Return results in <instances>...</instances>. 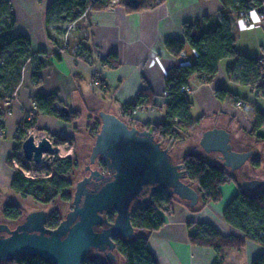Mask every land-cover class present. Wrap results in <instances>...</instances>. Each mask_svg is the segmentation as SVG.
I'll use <instances>...</instances> for the list:
<instances>
[{"label":"crops","instance_id":"obj_1","mask_svg":"<svg viewBox=\"0 0 264 264\" xmlns=\"http://www.w3.org/2000/svg\"><path fill=\"white\" fill-rule=\"evenodd\" d=\"M52 2L10 0L15 20L13 33L26 35L32 52L16 93L6 100L5 131L0 135V222L12 226L22 221V217L18 221L9 220L4 217L2 208L10 201L21 205V199L25 197L11 188L16 166L15 161L10 162L9 159L18 144V124L35 113L34 97L57 93V107H67L68 111L78 110L81 114L80 119L74 123L78 127L77 132L74 131L73 123L52 115H38L37 128L53 137L74 136V143L69 140L58 143L61 156H67L62 151L70 145L75 151L79 133L93 139L90 135L93 124H90L99 117V109L123 117L122 105L132 102L137 91L148 85L155 93L156 107L138 108L132 118L139 123H159L165 119L166 103L163 106L160 103L165 98L167 71L192 62L196 56V51L186 42L183 24L196 22L208 14L219 13L223 8L220 0H164L156 6L141 10H131L125 3L111 4L103 10H90L89 23L82 20L76 22L70 34L69 50L63 51L58 61L55 58L56 48L47 37L44 23L45 11ZM249 17L250 25H246L240 17L233 20L237 33L234 48L236 52L264 60V0L260 8L249 11ZM172 38L186 42L181 56H175L167 50L165 42ZM112 52L118 57L119 65L116 68H110L104 62ZM234 62L232 57L222 59L218 64V74L210 83H202L197 76L191 78L189 98L192 101V116L206 117L186 139L167 145L177 162H181L183 154L195 153L211 163L223 165L219 152L204 150V156L197 151L198 148L202 149L200 140L203 131L214 126L229 131L234 150L247 151L254 147L250 159H261L260 152L256 151L255 143L258 141L254 136L248 138L247 135H250L254 108L264 111V97L257 96L250 86L235 82L227 75V68ZM39 63L43 65L40 70L42 82L36 85L32 74ZM95 81L99 83L95 84ZM222 85L243 98L245 105L238 106L232 100L220 101L214 91ZM259 133L264 135V128ZM189 141L191 145L185 147ZM28 163L29 160L22 156L19 164L25 166ZM247 170L232 172L239 182L250 178L264 180L263 174H252ZM220 189L222 199L207 204L202 211L190 210L189 201L178 197L174 201L172 213H161L165 223L159 230L150 233L148 239V246L159 264H213L218 259L221 264H251L255 257L264 253L263 245L248 239L242 248L219 249L190 241L187 223L195 221H208L224 235L244 236L242 231L227 224L222 217L223 208L238 189L236 183H224ZM135 234L145 235L147 232L135 230ZM115 254L116 264H126L122 256L116 251Z\"/></svg>","mask_w":264,"mask_h":264},{"label":"trees","instance_id":"obj_2","mask_svg":"<svg viewBox=\"0 0 264 264\" xmlns=\"http://www.w3.org/2000/svg\"><path fill=\"white\" fill-rule=\"evenodd\" d=\"M220 1L223 8L219 13L208 14L196 22L183 24L186 42L196 51V56L190 63L170 68L165 75V89L168 97V102L165 104V119L159 123L150 124L139 123L132 118V114L138 108L156 107L155 93L149 85L139 89L132 102L122 105L124 116L121 118L130 126L136 125L141 129L150 130L155 139L164 147L171 142L186 139L188 134L206 117L205 115L198 118L192 116V101L189 93L183 91L182 87H189L193 76H197L202 83L212 82L218 74V64L222 59L228 57L235 59L234 64L226 70L227 75L233 81L250 86L257 96L264 97L263 59L236 52L234 44L237 41V33L233 22L235 17H241L242 12L260 8L263 0ZM121 3H125L131 10H141L159 4L156 0H141L138 6L130 5L128 0H121ZM110 6L111 0H53L45 11L44 23L47 37L56 48L55 58L60 61L62 52L69 50V44L64 42L67 25L78 22L80 15L85 11L103 10ZM14 21L10 0H0V135H3L5 131L6 100L16 93L22 81L23 69L28 60L32 58L29 38L21 33H13ZM186 42L172 38L167 40L165 45L171 54L181 56ZM104 62L110 68H116L119 65L117 54L114 52L110 53ZM42 67L41 63L34 67L32 77L36 85L42 82L40 75ZM214 92L222 102L226 100H232L234 103L243 101V98L224 85L217 87ZM58 102L57 93L39 94L34 97L36 112L33 117H26L18 124V144L10 156V162L21 163L22 155L18 153L21 142L28 129L37 127L39 114L52 115L73 124L80 119L81 114L78 110L64 112L62 108L57 107ZM100 125L99 116L90 129L92 137L96 136ZM261 128H264V111L255 107L249 133L258 142L264 143V135L259 133ZM74 131H78L75 124ZM55 139L58 143L67 140L75 142L73 135L69 138L55 137ZM250 160L253 166L260 167V158ZM98 161L99 165L104 168V162L101 159ZM181 163L184 168V180L191 183L200 195L199 202L195 206H190L192 211H199L209 202H219L222 199L220 186L227 182L236 183L238 189L223 208L222 217L227 224L244 233L243 237L224 235L208 221L188 222L190 241L214 249L242 248L246 239L264 246V186L255 191H248L228 167L211 163L195 153L183 155ZM76 165L77 159L73 155L56 154L51 162L53 173L48 177L29 178L25 176L21 167H17L11 188L21 196L31 197L43 204L52 203L58 196L65 201H70L72 196L67 190L72 182L69 174ZM177 198V195L164 190L147 196L145 202L134 203L131 214L132 224L135 230L147 232V234H134L124 239L115 238V251L125 259L126 264H159L148 246L149 234L164 225L165 220L161 213H172L174 201ZM2 213L5 218L12 221H18L24 216L22 206L14 201L5 203ZM61 220L58 210L48 211L47 225L49 227H56ZM0 264L55 263L39 256L20 255L2 261ZM82 264H116V262L109 260L103 254L97 257L95 253H92L83 259ZM213 264H221V262L218 259ZM251 264H264V253L255 257Z\"/></svg>","mask_w":264,"mask_h":264},{"label":"water","instance_id":"obj_3","mask_svg":"<svg viewBox=\"0 0 264 264\" xmlns=\"http://www.w3.org/2000/svg\"><path fill=\"white\" fill-rule=\"evenodd\" d=\"M128 2L138 6L140 0ZM99 116L100 129L84 176L76 181L73 208L56 227L47 225L48 212L44 209L28 213L14 226L0 222V262L31 255L55 264H82L92 253L115 261V238L135 234L131 220L134 203L145 202L147 196L164 190L189 201L191 206L199 202L198 190L184 180L183 164L175 160L171 148L164 147L150 130L130 126L112 112L99 109ZM200 145L208 152H219L223 165L232 171L251 158L254 148L234 150L229 131L215 126L203 131ZM22 150L27 160L39 163L45 153L51 156L56 149L47 137L36 142L29 134L22 142ZM99 159L104 169L92 167ZM242 185L255 191L264 186V180L243 179Z\"/></svg>","mask_w":264,"mask_h":264},{"label":"rangeland","instance_id":"obj_4","mask_svg":"<svg viewBox=\"0 0 264 264\" xmlns=\"http://www.w3.org/2000/svg\"><path fill=\"white\" fill-rule=\"evenodd\" d=\"M84 22V21H83ZM67 33L68 36L67 38L64 37V42L66 44H69L70 42V34H71V31L74 27H72L70 30H69V25H67ZM264 61V60H263ZM189 91L188 93L190 92V88L188 87ZM168 102V101H167ZM166 102V103H167ZM36 107V106H35ZM101 121V119H100ZM94 123H91L90 125H92ZM32 129V128H31ZM247 135V134H246ZM28 136V135H27ZM26 136V137H27ZM248 138H251L252 136H250L249 134L247 135ZM94 139V140H93ZM93 139L91 137H88L87 135H82V134H78V137H77V141H76V144H75V151L72 147V145L68 146L67 148H65V151H62L63 153H70L73 154L74 157H76L77 159V165L76 167L72 170V172L69 174V178L72 182V185L71 187L67 190V192H69L72 196V199H73V194H74V191H75V188H76V181L77 180H81L84 176V173H85V164H89L90 162V154H91V150H92V145L94 144V141H95V137H93ZM255 139V138H254ZM256 140V139H255ZM93 142V144H92ZM259 143V144H258ZM256 142L255 145H256V148L257 150L256 151H259L260 152V157L262 159V164L260 167H255L252 165V163L248 160L240 169V171H244L245 169H248L247 171L248 172H251L252 174L253 173H258V174H263L264 175V143H260V142ZM191 145V141L185 143V147H189ZM199 153H201L202 155H206L204 149L202 148H198L197 150ZM58 154V153H56ZM32 161V160H31ZM30 161V162H31ZM31 163H28V165H30ZM250 164V165H249ZM93 168H100V169H104L103 167H101L99 165V161L97 160V162L92 165ZM250 169H249V168ZM51 167H49L50 169ZM52 169V168H51ZM240 177H243V175H241ZM72 199L70 201H65L63 200L60 196L56 197L52 203H49V204H43V203H39L37 202L36 200H34L33 198L31 197H25V199H21V206L23 208V211H24V216L21 218V220H23L26 215L34 210H37V209H44L46 210L47 212L48 211H51L53 209L55 210H58L59 214H60V217L62 219H64L66 217V215L68 214V212L73 208V205H72ZM211 203V202H209ZM207 203V204H209ZM213 203V202H212ZM206 204V205H207ZM206 205L201 208L199 211H202ZM14 224V223H13ZM15 225V224H14ZM13 225V226H14Z\"/></svg>","mask_w":264,"mask_h":264},{"label":"built area","instance_id":"obj_5","mask_svg":"<svg viewBox=\"0 0 264 264\" xmlns=\"http://www.w3.org/2000/svg\"><path fill=\"white\" fill-rule=\"evenodd\" d=\"M161 1L162 0H156L157 3L161 2ZM120 3H121V0H111V4H113V5L114 4L115 5L116 4H120ZM88 12L89 11L83 12L80 15L78 21L82 20L85 23H89ZM260 15H262V14L260 13ZM240 18L246 25H250L251 24L250 17H249V11L242 12ZM75 24H76V22H73V23L69 24V30L72 27H74ZM67 36H68V34H66L65 37L67 38ZM262 62L264 64V61H262ZM98 83H99L98 81H95V84H98ZM182 90L186 91V92L189 91L188 87H182ZM167 101H168L167 91H165V98L162 99L160 104L163 106L164 103H166ZM243 104H244V101H238L237 102L238 106H242ZM35 109H36V107H35ZM35 112H36V110H35ZM31 117H33V114H32ZM29 134H33L34 135L36 142H38L42 137H47L48 139L51 140V142L54 145L56 150H55L54 154H52L51 156L48 153H45L43 158H42V160H41V162H39V163H35L33 161L30 162V160H29V163H31L30 165L21 166L17 162H14V164H15L16 168L17 167H21L22 170H23V173L25 174V176H27L29 178H35V177H40V176L48 177V176L52 175V173H53V170L51 168L49 169V167H51L52 159L54 158L56 153L59 154V149H58L59 148V144L56 141L55 137L51 136L48 132H46L45 130H42L40 128L35 127V128H32V129H28L26 136L29 135ZM26 136H25V138H26ZM22 142H21V148L18 151V153L21 154L22 156H24V153H23V150H22ZM69 154L70 153H67V155H69Z\"/></svg>","mask_w":264,"mask_h":264},{"label":"flooded vegetation","instance_id":"obj_6","mask_svg":"<svg viewBox=\"0 0 264 264\" xmlns=\"http://www.w3.org/2000/svg\"><path fill=\"white\" fill-rule=\"evenodd\" d=\"M89 173H90V171L87 170V174H86V175H88ZM86 175H85V176H86ZM89 186L92 187V185H89Z\"/></svg>","mask_w":264,"mask_h":264},{"label":"bare ground","instance_id":"obj_7","mask_svg":"<svg viewBox=\"0 0 264 264\" xmlns=\"http://www.w3.org/2000/svg\"><path fill=\"white\" fill-rule=\"evenodd\" d=\"M214 206V205H213ZM218 207V206H217ZM217 209V208H216ZM212 212V211H211ZM213 213V212H212ZM208 214V213H207ZM214 214V213H213ZM211 215V214H210ZM218 217V216H217ZM220 227V226H219Z\"/></svg>","mask_w":264,"mask_h":264},{"label":"clouds","instance_id":"obj_8","mask_svg":"<svg viewBox=\"0 0 264 264\" xmlns=\"http://www.w3.org/2000/svg\"><path fill=\"white\" fill-rule=\"evenodd\" d=\"M255 15V14H254Z\"/></svg>","mask_w":264,"mask_h":264}]
</instances>
